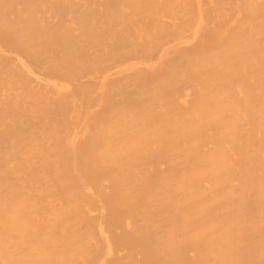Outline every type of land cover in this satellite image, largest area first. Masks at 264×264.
<instances>
[{"label": "bare ground", "instance_id": "6f19581e", "mask_svg": "<svg viewBox=\"0 0 264 264\" xmlns=\"http://www.w3.org/2000/svg\"><path fill=\"white\" fill-rule=\"evenodd\" d=\"M264 0H0V264H261Z\"/></svg>", "mask_w": 264, "mask_h": 264}, {"label": "snow or ice", "instance_id": "6c2138e0", "mask_svg": "<svg viewBox=\"0 0 264 264\" xmlns=\"http://www.w3.org/2000/svg\"><path fill=\"white\" fill-rule=\"evenodd\" d=\"M261 264H264V260L261 261Z\"/></svg>", "mask_w": 264, "mask_h": 264}]
</instances>
